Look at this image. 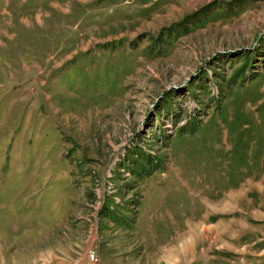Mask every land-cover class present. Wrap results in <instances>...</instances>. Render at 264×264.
Wrapping results in <instances>:
<instances>
[{
	"label": "rangeland",
	"instance_id": "1",
	"mask_svg": "<svg viewBox=\"0 0 264 264\" xmlns=\"http://www.w3.org/2000/svg\"><path fill=\"white\" fill-rule=\"evenodd\" d=\"M104 263L264 264V0H0V264Z\"/></svg>",
	"mask_w": 264,
	"mask_h": 264
},
{
	"label": "built area",
	"instance_id": "2",
	"mask_svg": "<svg viewBox=\"0 0 264 264\" xmlns=\"http://www.w3.org/2000/svg\"><path fill=\"white\" fill-rule=\"evenodd\" d=\"M91 257H92L93 259H97V257H96V255H95L94 252L91 253Z\"/></svg>",
	"mask_w": 264,
	"mask_h": 264
},
{
	"label": "crops",
	"instance_id": "3",
	"mask_svg": "<svg viewBox=\"0 0 264 264\" xmlns=\"http://www.w3.org/2000/svg\"><path fill=\"white\" fill-rule=\"evenodd\" d=\"M105 264V263H104Z\"/></svg>",
	"mask_w": 264,
	"mask_h": 264
}]
</instances>
